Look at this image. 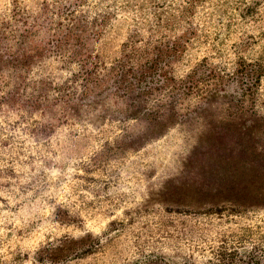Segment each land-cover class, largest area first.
Listing matches in <instances>:
<instances>
[{
	"label": "rangeland",
	"instance_id": "1",
	"mask_svg": "<svg viewBox=\"0 0 264 264\" xmlns=\"http://www.w3.org/2000/svg\"><path fill=\"white\" fill-rule=\"evenodd\" d=\"M0 264H264V0H0Z\"/></svg>",
	"mask_w": 264,
	"mask_h": 264
},
{
	"label": "trees",
	"instance_id": "2",
	"mask_svg": "<svg viewBox=\"0 0 264 264\" xmlns=\"http://www.w3.org/2000/svg\"><path fill=\"white\" fill-rule=\"evenodd\" d=\"M175 44H177V42ZM157 55H158L160 61H164V60L168 59L171 55H173V53L163 50V51H159V53ZM80 60L83 62V64H82V75L84 77V80H87V82H88V80L92 77L93 70L90 68V63H89L87 57L82 56L80 58ZM153 66L157 67V61L155 63H153ZM128 87H129V89H131L130 86H128ZM147 116L148 117H152L153 116V112L152 111L151 112H147Z\"/></svg>",
	"mask_w": 264,
	"mask_h": 264
}]
</instances>
